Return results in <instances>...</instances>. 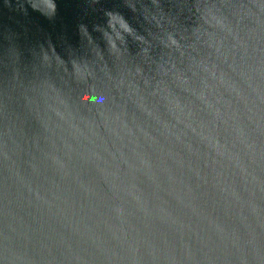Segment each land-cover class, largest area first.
Here are the masks:
<instances>
[{
	"label": "water",
	"instance_id": "1",
	"mask_svg": "<svg viewBox=\"0 0 264 264\" xmlns=\"http://www.w3.org/2000/svg\"><path fill=\"white\" fill-rule=\"evenodd\" d=\"M0 264H264V0H0Z\"/></svg>",
	"mask_w": 264,
	"mask_h": 264
}]
</instances>
